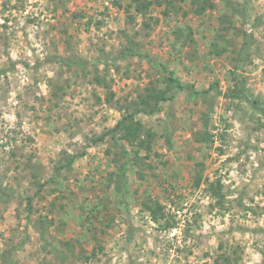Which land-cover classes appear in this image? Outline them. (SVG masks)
<instances>
[{"label":"rangeland","instance_id":"1","mask_svg":"<svg viewBox=\"0 0 264 264\" xmlns=\"http://www.w3.org/2000/svg\"><path fill=\"white\" fill-rule=\"evenodd\" d=\"M254 100L264 0H0V264H264Z\"/></svg>","mask_w":264,"mask_h":264},{"label":"trees","instance_id":"2","mask_svg":"<svg viewBox=\"0 0 264 264\" xmlns=\"http://www.w3.org/2000/svg\"><path fill=\"white\" fill-rule=\"evenodd\" d=\"M149 5H150V3L145 6V10L148 9ZM168 81L171 84L172 83H175V84L177 83L176 80H174L172 77H169ZM177 86L179 88H181L180 83H177ZM152 96H153V98L155 100L154 106L151 107L150 102H145L146 103L145 105L149 106L150 110L147 111L146 109L145 110L143 109V110H141V111H143V113L144 112H146V113H154L155 111L158 110L159 103L164 99V96L160 95V94H153V95L151 94L150 97H152ZM252 104L258 111H260L261 113L264 114V108H260V106L258 104V101L254 100V101H252ZM133 117L134 116H130L129 118H125L124 122H120L118 124V126H117L118 129L119 128L124 129L125 134H126V139L131 141V142H134V141L138 140L140 137H142V131H144V128H143L142 124L140 122H138V121H134ZM150 136L151 135H148L149 138H150ZM145 144H146L145 142H140L139 143L140 146H143ZM147 148H149V147L147 146ZM160 210H161V206H159L158 204H157V210H154L152 207L148 206V211H150L151 214H153L154 221L158 220L157 219V213H159ZM224 262H225L224 264H230V260L228 258H224Z\"/></svg>","mask_w":264,"mask_h":264}]
</instances>
